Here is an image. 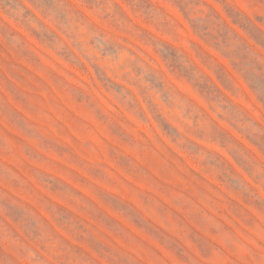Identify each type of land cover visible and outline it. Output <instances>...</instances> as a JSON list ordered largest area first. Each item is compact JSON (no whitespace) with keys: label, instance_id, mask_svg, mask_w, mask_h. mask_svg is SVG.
Listing matches in <instances>:
<instances>
[{"label":"clouds","instance_id":"1","mask_svg":"<svg viewBox=\"0 0 264 264\" xmlns=\"http://www.w3.org/2000/svg\"><path fill=\"white\" fill-rule=\"evenodd\" d=\"M0 264H264V0H0Z\"/></svg>","mask_w":264,"mask_h":264},{"label":"rangeland","instance_id":"2","mask_svg":"<svg viewBox=\"0 0 264 264\" xmlns=\"http://www.w3.org/2000/svg\"><path fill=\"white\" fill-rule=\"evenodd\" d=\"M259 19V17H258ZM173 56H175V53H172ZM47 64L55 67L54 62L51 59H47L45 61ZM60 71H64L63 68L59 69ZM34 79H40V77H34ZM90 81L91 77L90 76H86L83 73H79L76 76L72 77V81L79 83V81ZM179 83V82H177ZM182 86V85H181ZM60 93H57V96H59ZM97 95H99V90H97ZM99 102L101 103V105L105 108V110H113L112 109V105L110 103L109 100L105 99L102 95L100 96V100ZM249 107H251V105H249ZM61 116L63 117V125H64V142H65V146H70L73 149H76L77 152H73V155L76 156V158L78 159H86L88 154L86 152H83V150L80 149V144L81 141L83 139L81 133L76 130L74 131L73 129H75V123L74 121L76 119H81V120H85L89 123V126L92 128V134H91V139L95 142H97L102 151H100L97 155L99 157H102V159L100 160V163H103L105 165H107L113 172V175L115 177L122 178L123 177V173L122 170L119 169L118 167L115 166L113 160L111 159V157H109L108 155V146L110 144H115V137H108L105 135V132L102 129V126L98 125V122H96L92 117L91 114L84 108H82L81 106L72 103L70 100L66 101V108L65 111L63 113H61ZM166 128H168V125H165ZM137 133H143L145 131L144 127H137L134 129ZM114 131L119 135L122 133V130L120 129H114ZM79 153V155L77 154ZM53 160H55V164L54 166L50 169V171L55 174V173H64L65 169H67L70 172H76L82 180L87 179L90 180V177H87L85 175V173L82 170H76L73 169L71 164H69L66 161L63 160H57L55 157H52ZM66 179L71 180L70 176H66ZM128 179V178H125ZM128 182L132 183V184H136V181L134 179H128ZM210 182H213L210 180ZM183 182L180 179H177L175 181V184L177 186L181 185ZM138 187H145L144 185H137ZM75 187L77 188V190H80L82 192H84V195L87 196L88 198H94V194L84 191V185L80 184V185H75ZM125 197V201L127 202V193H123L122 194ZM131 206V205H130ZM226 216L228 215L227 212L225 211L224 213ZM229 219H232L230 216L228 217ZM153 227H155L158 231L159 229V225L154 224Z\"/></svg>","mask_w":264,"mask_h":264}]
</instances>
